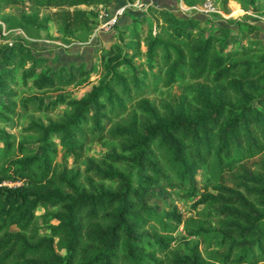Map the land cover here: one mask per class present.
I'll return each instance as SVG.
<instances>
[{"label": "trees", "instance_id": "obj_1", "mask_svg": "<svg viewBox=\"0 0 264 264\" xmlns=\"http://www.w3.org/2000/svg\"><path fill=\"white\" fill-rule=\"evenodd\" d=\"M19 1L4 0L3 7ZM106 1L31 3L55 8V21L69 35L92 27L95 12L79 5ZM220 2L225 5L227 0ZM149 10L161 24L146 43L147 71L131 64L141 54L137 36L130 54L121 55L118 46L103 48L105 74L77 99L63 92L48 100L32 94L15 104V91L8 85L25 46L11 44L12 64L1 70L8 77L0 82L7 101L4 111L18 118L20 112H50L66 104L70 112L61 120L25 127L38 133L36 150L0 131V264H206L197 245L187 254L169 250L172 229L181 222L171 202L175 191L182 197L197 195L195 203L206 209L204 217L214 225L219 237L207 260L264 264V56L255 63L239 58L250 54V47L220 54L216 36L203 35L194 28L195 20L153 5ZM243 24L248 34L255 28ZM151 61L158 62L155 70ZM26 62L22 85L29 80L42 90L88 83L90 70L81 65L47 69L42 56ZM185 80L199 86L194 110L176 98L174 106L158 111L147 99L146 94ZM205 82L209 85L200 86ZM130 106L142 114L138 125ZM121 116L130 118L128 126L111 127ZM103 138L117 141L121 154L96 160L84 154L86 144ZM57 146L61 159L72 158L74 171L57 167ZM114 163L127 168L116 169ZM198 171L209 173L215 184L197 186ZM49 206H57L51 213L56 223L47 236H39L34 211H48ZM192 233L201 241L216 238L202 227Z\"/></svg>", "mask_w": 264, "mask_h": 264}, {"label": "rangeland", "instance_id": "obj_2", "mask_svg": "<svg viewBox=\"0 0 264 264\" xmlns=\"http://www.w3.org/2000/svg\"><path fill=\"white\" fill-rule=\"evenodd\" d=\"M240 1L242 2L240 3ZM240 1L227 0L224 5L221 4L220 0H108L102 4L79 5L78 8L80 9H90L95 12L92 27L90 30L76 31L65 35L59 23L53 17L55 8L38 7L32 4L31 0H20L17 4L3 7L4 0H0V82L8 79L5 74L1 73V70L6 67V64H12L8 54L11 44L15 42H21L25 46L22 52L19 53L16 62H14L12 76H10L11 81L8 85L15 91V96H13L15 104L21 98L32 94L42 96L44 100L52 99L57 92H63L68 99L82 97L90 86L105 74L103 64L106 57L101 55L103 48L114 50L118 46L121 55L123 53L130 54L135 39L140 40L141 54L133 58L131 64L138 71H147L146 43L161 24V19H156L155 16L150 14V5L166 8L179 18L195 20L196 25L194 28L203 30V35L213 34L216 36L214 45L220 54L235 50L240 51L247 47L252 48L253 51L250 54L239 58L255 63L262 58L261 56H264V0H256V5L248 7L244 6L243 0ZM251 13L254 14L251 15ZM105 20H112L110 28L108 30L98 28ZM244 22L254 27L256 22L258 27H255L248 34ZM134 36H137V38L134 39ZM30 56H42L45 62L44 67L47 69L59 66L68 67L70 64L81 65L90 70L87 74L89 77L88 83L78 82L75 85L60 89L42 90L33 88L29 80L25 85H22L20 74L22 69L28 66L26 59ZM22 63L25 64V67L22 66ZM151 64L153 65L152 70H155L158 66V62L155 61H151ZM126 69V65L121 67L122 71ZM208 85L205 82L200 86ZM198 87L195 82L185 80L167 87H161L156 92L148 93L146 96L150 104L158 111H162L165 105L174 106L176 98L183 99L185 107L194 110L196 108L194 98ZM6 102V98L0 92V131L7 132L10 139L22 142L27 149L32 150H36L38 145V133L34 130H26L25 127L29 123L46 124L48 120H61L70 112L66 104H58L50 112L29 110L22 113L18 111L20 114L16 118L4 111ZM17 109L18 106L16 105ZM128 112L131 117L136 119V125H138L140 118H142L141 112L131 106ZM129 119L121 116L120 119L113 120L110 126L117 124L119 127L124 128L128 126ZM12 122H15L14 128L10 127ZM112 152H116L118 155L121 154L118 142L114 139L103 138L98 142L94 141L86 144L84 154L96 160L104 155H114L111 154ZM60 155L61 148L57 146V167H66L73 171L77 168L72 163L71 157L61 159ZM103 159L106 162L109 161L107 158ZM83 164L84 162L81 161L80 169L84 167ZM112 166L123 171L127 168L126 165L117 163ZM196 184L199 187H211L215 184V179L206 171H198ZM197 198V195L182 197L181 191L173 193L171 202L181 213V222L172 229V241L169 250L187 254L193 245H197L199 253L207 261L206 264H212L211 261L207 260V257L214 253L219 236L213 232L214 225L207 222L204 217L206 209L201 204L195 203ZM56 209L57 206H49L48 211H44L42 208L34 211L39 236H47L49 227L56 223L51 217V213ZM200 227L209 230L210 234L216 236V238L210 242L201 241L192 233ZM11 230H15V228L12 226ZM55 250L57 254H63L62 250Z\"/></svg>", "mask_w": 264, "mask_h": 264}, {"label": "built area", "instance_id": "obj_3", "mask_svg": "<svg viewBox=\"0 0 264 264\" xmlns=\"http://www.w3.org/2000/svg\"><path fill=\"white\" fill-rule=\"evenodd\" d=\"M121 11V10H120ZM119 11V12H120ZM115 16V15H114ZM107 19H109V18H107ZM112 19V18H111ZM112 24V20L111 21H109V20H105V21H103L102 23H101V25L100 26H98V28L100 27V28H102V29H104V30H108L109 28H110V25ZM3 184H8V185H12V184H10V183H5V182H3ZM15 185V184H14Z\"/></svg>", "mask_w": 264, "mask_h": 264}, {"label": "crops", "instance_id": "obj_4", "mask_svg": "<svg viewBox=\"0 0 264 264\" xmlns=\"http://www.w3.org/2000/svg\"><path fill=\"white\" fill-rule=\"evenodd\" d=\"M242 11H243V10H242ZM244 11H245V10H244ZM253 14H254V13H251V15H253ZM248 22H249V21H248ZM250 23H251V22H250ZM253 24H254V23H253ZM255 24L257 25L256 22H255ZM255 24H254V25H255ZM256 25H255V27H258V26H256ZM254 29H255V28H254ZM257 29H258V28H257Z\"/></svg>", "mask_w": 264, "mask_h": 264}]
</instances>
